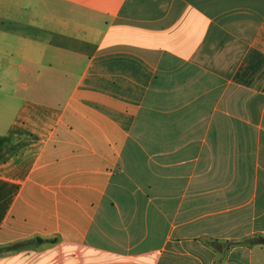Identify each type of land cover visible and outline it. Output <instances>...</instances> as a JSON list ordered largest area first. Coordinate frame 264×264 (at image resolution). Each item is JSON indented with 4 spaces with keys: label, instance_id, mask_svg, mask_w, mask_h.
Instances as JSON below:
<instances>
[{
    "label": "crops",
    "instance_id": "obj_1",
    "mask_svg": "<svg viewBox=\"0 0 264 264\" xmlns=\"http://www.w3.org/2000/svg\"><path fill=\"white\" fill-rule=\"evenodd\" d=\"M0 9V264H264V0Z\"/></svg>",
    "mask_w": 264,
    "mask_h": 264
},
{
    "label": "trees",
    "instance_id": "obj_2",
    "mask_svg": "<svg viewBox=\"0 0 264 264\" xmlns=\"http://www.w3.org/2000/svg\"><path fill=\"white\" fill-rule=\"evenodd\" d=\"M12 137L8 136H0V145L10 141ZM203 241L210 245L212 248H214L220 255L228 251V249L236 244H247L253 242V237H243L239 240H231V239H221V238H214V237H203ZM20 242H15L8 245H0V251L8 250V249H14L21 246ZM221 259L216 262V264L221 263Z\"/></svg>",
    "mask_w": 264,
    "mask_h": 264
},
{
    "label": "rangeland",
    "instance_id": "obj_3",
    "mask_svg": "<svg viewBox=\"0 0 264 264\" xmlns=\"http://www.w3.org/2000/svg\"><path fill=\"white\" fill-rule=\"evenodd\" d=\"M14 2H15V0H0V4H6V3L14 4ZM5 10L6 9H0V13H4ZM15 13L16 12L14 11V15H16V18H18V14H15ZM9 25H11V24H9ZM10 27H17V26H10ZM137 204L139 205V207H142L143 209L146 208V202L145 201H139ZM110 219L111 220H113V219L115 220L116 218L112 217ZM1 264H3V261H2Z\"/></svg>",
    "mask_w": 264,
    "mask_h": 264
},
{
    "label": "water",
    "instance_id": "obj_4",
    "mask_svg": "<svg viewBox=\"0 0 264 264\" xmlns=\"http://www.w3.org/2000/svg\"><path fill=\"white\" fill-rule=\"evenodd\" d=\"M37 240H39V241H40V240H42V238H41V237H37Z\"/></svg>",
    "mask_w": 264,
    "mask_h": 264
}]
</instances>
